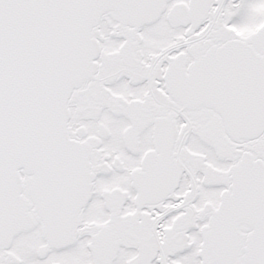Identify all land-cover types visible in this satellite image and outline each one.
Listing matches in <instances>:
<instances>
[{
    "label": "snow or ice",
    "instance_id": "obj_1",
    "mask_svg": "<svg viewBox=\"0 0 264 264\" xmlns=\"http://www.w3.org/2000/svg\"><path fill=\"white\" fill-rule=\"evenodd\" d=\"M0 264H264V0H0Z\"/></svg>",
    "mask_w": 264,
    "mask_h": 264
}]
</instances>
